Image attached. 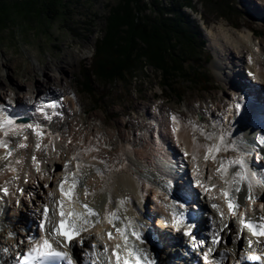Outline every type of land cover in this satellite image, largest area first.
<instances>
[{
  "label": "rangeland",
  "instance_id": "obj_1",
  "mask_svg": "<svg viewBox=\"0 0 264 264\" xmlns=\"http://www.w3.org/2000/svg\"><path fill=\"white\" fill-rule=\"evenodd\" d=\"M170 1L172 0H142L145 4L144 12L152 15L153 9L156 8L155 5L169 6V3H171ZM62 2L66 3L70 8V12H66V15L56 16L53 19H43L38 16H32L31 19L21 18L22 20L16 18L13 22L9 21L4 26H0V94L4 97L2 98L1 104H5L7 112L10 113L13 112V110L20 108L16 112L19 115L25 113V115L28 114L27 116L31 118L43 116L45 125L40 126L39 129L42 132H44V130L46 131V124L49 122L50 128L48 129L50 131L51 138H53L52 140L57 139V142L63 144V148H59L60 151H58L57 148L56 150L54 148L52 151H49L50 148L46 149L47 146H40L41 148H39V152L45 153L42 159L43 161L45 160L44 165L46 167H44V169L40 167L41 165H38L39 171H37V175L40 174L39 176H41L45 181L50 174L49 170H46V168L48 169L49 167V159H57L60 153L67 151V147L71 145L72 141L68 135H64V130L71 126H73V128L75 127V135L77 134L74 141L75 144L71 146L75 147L73 148L75 149L73 152L74 158L76 157V161L71 159L67 161L65 160V163H62L61 166H59L60 164L58 165V171L63 173V171L68 167L71 168L72 166H79L77 167V170L80 171L79 173L81 175V179L85 182L84 185L86 187H83L84 190L87 189L89 192L90 188L97 184L98 179L96 178V174L94 175L89 169V164L94 162L107 166L113 165L117 168L125 166L127 168L130 167V171L133 172H136L137 170L143 172V169H146L149 172L152 171L151 173L157 174L158 172H156L154 167L150 165V160L144 159L143 155L144 152L150 151L152 148L161 152L163 157L167 154L171 155L169 154L171 150L167 151V148H164V144H162V140H160L158 136L159 133L162 134L160 130L161 127L158 125V122L162 117L165 120L167 119L166 113H168V111L171 109H177L181 113H184L185 116L182 118L183 120L180 119V121L176 118L177 123H174L172 126L176 124V128H188L191 131L190 135L193 142L196 141L197 143H206L207 152H205V155L208 159H203L205 163L207 162L212 164V169L210 168L211 171L209 170L210 176L208 175L206 178L207 180L205 179L208 183H202V185L208 189V192H203L201 188H198L201 189L200 191L197 189L198 193L202 194L203 200L204 195H208L206 196L207 199L220 197L222 195L220 186L224 187L221 184L226 185L227 183H225V180L229 181V175L225 174L223 169L220 168L221 161L226 164L227 161L237 159L242 152V149L237 147V150L234 151L228 147L234 143H221L218 138L221 135H223L224 138L231 136L230 131L232 130L233 125L229 124L231 118L227 123L229 117L228 115H230V113L232 115L233 111L236 110V104L239 103L241 105L239 112L245 116V114L241 112V109H243L246 104L240 101V99L243 98L241 91L237 94L234 93V91H229V94L227 95L224 93L226 85L224 86L223 80L217 76L212 66L214 53L212 47L210 46V42L217 39L216 36L219 35L221 24L236 31V33H234L236 36H239V34L237 35L239 31L244 32L246 29L245 27H249L256 34H254V38L252 40L254 44L256 43V46H254L253 49L259 52L260 47L264 46V1L188 0L191 8L184 6L180 9V12L182 15L188 17V25L193 30H197L194 25H197L200 30L198 31V37L196 36V39L198 38V40H202V46H200V48L198 47V50L195 49V55L189 50L191 53L190 56H185L184 54H187V51H183V55L181 56L182 61L179 62L181 70H175L173 68V64H171V66L165 65V71H160L155 66L148 65V63L142 61V64L144 63L143 65L138 64L137 68L134 67L130 70L132 72L130 76H128L126 74L127 72L123 70V78H100L93 76L91 74L92 70L90 66L95 46L97 47L102 44V38L106 34L104 18L108 13L109 8L114 6L117 0H62ZM177 2L183 3L184 1L178 0ZM256 4L257 6L259 5L261 10H254ZM177 47L173 48L172 51L181 55V51H179L180 49ZM234 52L236 54L235 50ZM65 58H67V60H77L69 62L70 65L68 66V70H66L64 75H62L63 81H60L57 77L59 70L55 69L54 64H60ZM261 58H263V54ZM136 63H138V61ZM47 64H52L47 71H41V69L38 70L39 68L46 67ZM167 67H169V69ZM84 74H89L90 77L88 80H85ZM44 79H46L49 83L51 82V84L56 85L60 89V92L58 91L54 95V97H56L54 100L58 107L54 109L50 108L53 109L52 112L49 111L50 109L42 108L43 106L39 105L37 102L33 103L34 100L30 97L33 87L38 84V81L42 82ZM12 93L19 95L20 100H16L15 102L13 100L14 98L12 97ZM46 94L49 93H45L44 91L40 96L44 97ZM238 98H240L239 102L236 103L234 100L237 101ZM8 101H11V103H7ZM260 103H262V107L264 109V102ZM36 106L39 109H36ZM41 109H43V111H41ZM53 113L58 114L54 115ZM257 114L259 115L258 112ZM47 115L52 116L50 121L46 118ZM259 116H262V114ZM79 117H81L82 120H92L89 130L76 129L79 128L76 125H78L81 120H79ZM101 119L105 121V125L107 126H102L100 124ZM127 120L132 121V124H127ZM170 120L172 119L170 118ZM201 120L205 121L204 123L207 125L215 128L209 131L206 130L203 124L195 123L196 121ZM29 124L37 125L38 123L31 119ZM128 125H130V133L127 134L129 139L133 138L136 134H140V136L144 139L145 148L134 145L132 146L127 142L129 139L127 141L116 140L115 147L119 151V156H122V153L125 150L129 152L131 156L136 158V165H131V163L129 161L127 162V160L122 162L120 159L122 163H111L110 160L105 159V161H99L97 158L92 157V153L100 151V148L97 146L100 142L103 143L100 145L101 147L105 145L106 147L108 146V141L105 137H99V141H96L98 138L94 137L96 127L100 129L103 127L105 131L112 134L114 133L115 135L117 132L115 127L120 126L122 130H127ZM140 125H144L143 128L137 129ZM146 127H150V129L146 130ZM192 129L194 131H192ZM173 133L175 134V132ZM85 139L93 140L94 145L86 148L85 145H83ZM168 139L170 140L169 142H176L177 140L175 137L174 140L173 138ZM211 141L214 143L209 145ZM14 144H16L14 146L16 147L15 149H17L19 144ZM30 146L31 145L28 143L23 150L30 148ZM217 147H219V151L216 150ZM4 149L13 152V150L8 149V147H5ZM18 149H20V151L15 150L14 154L17 158L21 156L23 151L21 150V147ZM179 149L178 154L173 153L174 156H177L175 159L177 162H172L173 166L175 167L179 164V168H183L186 165L190 180L199 177V167L194 163H189L191 167H188L189 165H187L186 162H183V160H186L184 159L186 156L184 152L185 150H182V145ZM210 149L211 151H209ZM211 152H217V154H219V158L221 155V161L219 160V163H213L214 157L209 158ZM243 152L248 155V152ZM256 155L259 157L258 153H256ZM191 157L193 159L195 158V156ZM177 158H181L183 160H178ZM196 159L194 160L196 161ZM256 165L254 166L257 168H264V165H259L258 163H256ZM254 166L251 165V167ZM218 169H220V171H217ZM0 171L2 173L8 172L9 174L14 175V173L10 172V170L6 168L4 169L1 164ZM88 172L90 173L88 174ZM168 172L169 171H166V173ZM73 173L74 172H70L71 175H73ZM83 173L86 174L82 176ZM144 174L145 175H142L140 179L144 188H148V186L153 184V190L150 189V199L148 197L145 203L146 207L144 208V213L147 216V213L151 214L155 210H159V208H156L155 210L152 209L155 206L153 199L155 193L154 191H156V194L161 191V193H163V197H165L164 201H166L168 200V195L166 196L165 193L168 189L167 186L169 185L170 187L173 183L167 185V180L162 181L160 185H157L154 182L156 184L155 185L152 182L154 180H149L150 183H146L147 181L144 176H146L147 173ZM66 175L67 174H64V176ZM24 177L25 178L22 177L24 179L23 182L25 185H29V187L26 186L22 188L18 186L14 189L16 194L20 195L18 199L19 203L15 202L10 204L11 208L9 209L10 213H8V217L12 220L19 219V213L22 210L21 207H27V203L28 208L30 209L25 212L27 213L26 215L27 218H29V222L32 223L34 219L36 220L39 212L35 210L34 206H37L38 198L43 194L41 193L40 185H38L37 181L32 183V180L27 174H25ZM201 177L202 178L200 179L203 180V172L201 173ZM225 177H227V179ZM72 178L73 177L70 176L68 179L72 180ZM214 180L217 185L210 183ZM143 182L145 184H143ZM181 182H183V180L180 181V185H183ZM47 184L48 183H43L42 185L45 187ZM70 184L71 183L69 181L65 184V186H69ZM5 186L8 189L6 184L3 185L2 189ZM203 186L201 187L203 188ZM81 187L82 186H80V188ZM21 189H23V194H21ZM35 192H37V198L34 196ZM242 198H244V196H242ZM34 199H36L37 202H34ZM244 201L249 203L247 196L244 198ZM67 203L70 205L69 201ZM209 205V207L212 208L211 204ZM249 206L247 207L243 205L240 210V214L242 215L246 213L247 210H251L252 205ZM34 210L35 212H33ZM147 217L149 218L150 216ZM217 217L220 219L221 215L219 217L217 213ZM30 219H33V221H30ZM205 220H207V218ZM238 221V218L235 219L234 228L236 227ZM4 223L7 229L0 232V242L1 246L6 247V242L9 240L8 238H11L13 233L11 231L13 226L10 224V220L7 222L6 219V222ZM12 223L15 225L18 224L19 221L15 220ZM93 223H95L94 225L99 228V226H97L99 223H96V221ZM20 226L21 227H19L18 231L22 232V228L25 226ZM95 226L89 228L91 231V237H103L104 233L100 231V229L96 230ZM234 238L236 239V237ZM242 239L243 237H241V240ZM78 241L79 240L77 238L75 240V244L79 249L80 247L78 245Z\"/></svg>",
  "mask_w": 264,
  "mask_h": 264
},
{
  "label": "bare ground",
  "instance_id": "obj_2",
  "mask_svg": "<svg viewBox=\"0 0 264 264\" xmlns=\"http://www.w3.org/2000/svg\"><path fill=\"white\" fill-rule=\"evenodd\" d=\"M254 10H261V8L259 7V5L257 6L256 4V6L254 7ZM245 28L246 29L244 30V32L239 31L237 33V35L239 34V36H236L234 34L236 33V31L232 30L229 27H225L223 24H221L219 35L216 36L217 38L216 40H213L212 42H210V46L212 47L213 53H214V60L212 61L213 69L215 70L217 76L221 80H223L224 86L226 85L224 93H226L227 95L229 94V91H234V93L237 94L239 93V91H241L243 98L241 99L238 98L237 101L236 100L234 101L238 103L240 99V101L246 103L245 107H243L244 110L241 109V112H243L245 116H243L242 113L239 112L240 109L239 110L236 109L233 111L232 115L231 113L230 115H228L229 117H228L227 123L229 122L231 118L229 124L230 125L232 124L233 127H232V130L230 131L231 136H227L226 138H224V143H227V144L234 143L238 146V148L240 149L243 148V151L248 152V155H246V158L249 159V156L254 155L255 153H258L259 155L261 153V155L264 156V148H261L257 142L259 137L264 135V121L261 122L262 119L260 120L258 119L259 115L264 112L262 103H260V102H264V46L260 47L259 52L255 51L253 47L256 46V43L254 44L252 41L254 38L253 36L255 32L249 27H245ZM234 50L236 51V54ZM262 54H263V58H261ZM73 60L75 61L77 59L67 60V58H65L64 61H62L60 64H56V65L54 64L55 69L59 70L57 77L60 81H63L62 75H64V72L68 70V66L70 65L69 62ZM51 65L52 64H47L46 67L39 68L38 70L41 69V71H47L51 67ZM43 90L45 91V93L48 92L49 94H46L44 97H41L40 95L44 92ZM58 91L60 92V89L56 85L51 84V82L49 83L46 79H44L42 80V82L38 81V84L33 87L32 94L30 97L33 98L34 100L33 103H36V102L38 103L40 99H43V100H49L51 98L56 99L54 95ZM12 94H13L12 97L14 98L13 100L15 102L16 100H20L19 95H17L16 93H12ZM2 98L4 97L0 94V104L2 103ZM37 108L38 107L36 106V109ZM42 108L50 109L51 107H42ZM19 109H17V111ZM53 109H50L49 111L52 112ZM213 112H212V115H213ZM257 112L259 113V115L257 114ZM7 114L16 120L17 125L29 124L30 123L29 120L31 121V119H34V120L38 119L37 117L36 118L28 117L25 115V113H23L24 115L21 114V116H18V117L26 116L28 120L26 119L24 121H21V120H17L16 119L17 116L16 117L13 116V113L7 112ZM166 114H167V119L165 120L162 117L161 120L158 122V125L161 127L160 130L162 132V134L159 133L158 136L160 140H162V144H164V148L165 149L167 148V151L171 150L169 152V154L171 155L167 154L165 157H163L161 152L157 151L155 148L150 149V151L144 152V155H143L144 159L150 160L149 162L150 165H152V167H154V170H156V172L158 173L157 174L151 173L152 171L149 172L146 169H143V172L140 170L139 171L135 170L136 172H133V171H130L131 170L130 167L127 168L125 166V167L117 168L113 165L107 166V165H102L101 163L94 162V163L89 164L90 165L89 169L90 171L93 172L94 175L96 174V178L98 179L97 180L98 185L97 184L95 186L93 185L92 188L94 190L90 188L89 190L90 195L88 196H85L84 194L83 187H86V186L84 185L85 182L83 181V179H81V175L79 173L80 171L77 170L78 166L77 167L72 166L71 168L69 167L66 168L63 171V173L65 172L64 174H67L66 176H64L63 173H60L58 171L59 166H61L62 163H65V160L66 161L70 159L75 160L76 158V157L74 158V152H73L75 151V149H73L75 147H71L73 144H75L74 141L77 135V134L75 135V132H76L75 127L73 128V126L71 127L68 126L69 128L64 130L65 131L64 135L65 136L68 135L72 141L71 145L67 147V151L60 153L57 159L56 158L49 159V162H48L49 167L48 169L46 168V170H49L50 174L46 178L45 181L43 180L41 176H39L40 174L37 175L38 165H41L40 167L42 168L46 167L44 165L45 160L43 161L42 159L45 153L43 151H42L43 153L39 152L40 150L36 148V145L39 144L40 146H47L46 149L50 148L49 151H52L54 148L55 150L57 148V150L60 151L59 148L62 149L63 144L60 142H57V139L52 140L53 138H51L50 131L48 128L46 131L44 130V132H42L40 129H35V128H23V129H18L15 132L9 133L8 136H5L4 130L0 129V141L7 142L8 149L13 150V152H11L12 153L11 156H8L9 150H5L4 146H0V164L3 165L4 169L5 168L8 170L13 169L14 171L13 172L14 175L9 174L8 172L2 173L0 171V189H2L4 184H6L9 190L8 195L6 196L4 195L3 191H0V232L7 229L4 223L6 222V219H7V222L8 220H10L11 221L10 224L13 226V228H11L12 229L11 231L13 232L11 235V238H8L9 239L8 241L6 240L7 248L9 249V251L7 252V254H5V256L11 257L14 254V252H17L18 250L23 251L27 246V245H20L19 248L16 247L19 241L22 239H25V236L27 235V234L22 235V233L18 231L19 227H21L20 225H25L26 223L29 222V218H27V215H26L27 213L25 212L27 210L26 207H21L22 210L19 213L20 218L15 219L19 221L18 224L14 225V223L12 222H14L15 220H12L8 217V213H10L9 209L11 208L10 204H12L13 200L19 199V196H20L19 194H16V191H14V189H16L18 186L22 188L26 186L29 187V185H25L23 182L24 180L23 178H25L24 177L25 174H27L28 177L32 180V183L37 181L38 185H40V190L43 195L39 196L38 203L42 205L44 202H48L49 197H51L52 195V194L49 195L50 193H52L51 182H54L55 185L59 182V185H60L61 182L65 181V179L69 175V172H74L73 174H75V178L79 181L75 189V194L76 196H78L80 202L88 204L89 207H91L95 212L99 213V217H98L99 225H97L99 226V228L96 226L95 228L96 230L100 229V231L104 233L103 237L93 238V236L91 237V231L89 228L87 231L81 232L79 236L80 238L79 237L77 238L78 240L83 238L85 248H87L88 245H90L91 243H96L98 247L100 245H105V244L110 246L112 242L116 240L114 237L115 239L114 241H111V240L108 241L104 237L105 232L109 229L114 231V233H117L115 230L117 227V224H115L116 227L114 228L113 224L109 223L108 219L106 218L108 217V214L112 212H115L125 224H128L129 221L132 222V226L133 225L135 226V224L137 223L140 225L142 224V229L139 228L141 230V235L142 237H145L148 240L147 233L148 234L150 233H149V228L146 227V223L150 222L152 213L151 214L147 213V216H150L148 218L146 214L144 213V208L146 207L145 203L148 197L150 199V192H151L150 189L153 190V187H152L153 184L151 186H148V188L145 187L146 188L145 189L144 186L142 185V181H140L142 175H145L144 173H147L146 176H144V178L147 181L146 183H148L149 180H154L152 181L153 183L155 182L157 185H160L162 181L169 180V184L171 183L176 184L175 180L179 178V176H178V171H177L178 169H176V166L174 167L172 164V162H175V163L177 162V160H175L177 156H174L173 153L178 154V151L180 150L179 148L181 147V145H182V150H185L184 152L187 153V155H185L186 157L184 158L186 160H183L181 158L179 159L183 160V162H186V164L189 165L188 167H191L189 163H194L196 166L199 167V170H200L199 177L192 179L191 180L192 182L193 181L195 182L197 180H202L200 178H202L201 173L203 172L204 179L201 181V184L203 182L208 183L207 181H205V179L209 175V170L211 171L212 169L211 167L212 164L207 163V162L205 163L203 159L206 156L205 152H207V149H206L207 146L205 145L206 143L203 144L202 142L200 143H197L196 141L193 142V139H191V135H190L191 133L190 129L188 128L186 129L185 127L176 128V124L172 126L174 123H177V121L176 120L173 121L172 117H168V116H175L178 119V121H180V119L183 120L182 118L185 116L184 113H181L177 109H171ZM170 118L172 120H170ZM0 119H2V117H0ZM79 120H80L79 124L76 125L79 128H76V129H79V130H89L90 129V124L92 120L90 121L85 120V119L82 120L81 117H79ZM204 122L205 121L201 120V121H196L195 123L203 124L206 130H212L215 128V127H211L210 125H207ZM40 123H42V119H40ZM100 124L102 126L103 125L107 126L105 125V121H103L102 119L100 121ZM127 124H132V121L127 120ZM129 126L130 125H128L127 130H122L120 126L115 127L117 131L115 135L114 133L112 134L110 132L105 131L103 127L101 129L96 127V133L94 135V137L96 138L98 137L96 141L99 139V137H105V139H107L108 141L107 143L108 146L106 147L105 145L101 147L100 145L103 143L100 142L97 145L100 148V151L97 153H92V157L97 158L99 161H105V159L110 160L111 163H117V162L120 163L121 161L124 162V160H127V162L129 161L131 165H136L135 163L136 158L131 156V154L125 151L124 149H123L124 152L122 153V156H119L118 155L119 151L115 147L116 140L117 141H127L129 139V136H127V134L130 133ZM143 126L144 125H140L137 129H141L143 128ZM48 127L50 128L49 125ZM173 128L176 129L175 134L173 133L174 132ZM145 129L149 130L150 127H146ZM192 131L194 130L192 129ZM92 136H93V133H92ZM24 137H27V139H24ZM174 137L177 138L176 142L174 141L169 142L170 140L168 138L170 139L173 138L174 140ZM133 138L129 139L127 142L130 143L132 146L134 145V146H140L141 148H145L144 139L142 138V136H140V134L134 135ZM14 143L19 144L17 149H15L16 147L14 145L16 144ZM26 143L27 144L29 143L31 145L30 148L23 150V148L25 147H21V150H23L21 156H19V158L14 156L15 150L20 151V149H18L20 148V145L21 144L27 145ZM213 143L214 142L211 141L209 145ZM249 143H251V145L247 146ZM243 144H245V147L243 146ZM83 145H85L86 148H89L93 146L94 143H93V140L85 139ZM109 154L110 155L112 154L111 157ZM191 156H195L194 159L197 158L196 161ZM32 157H35L36 159L33 160ZM210 157L211 158L214 157L213 163L217 164L219 163V160L221 161V155L219 158V154H217V152L216 153L211 152L209 158ZM38 162H41V163H38ZM260 163H261L260 165H264V159L262 160L260 159ZM250 168L253 171L260 172V175H264V171H261L264 168H257L255 166L251 167V165H250ZM179 169L182 170V168H179ZM166 171H169V172L166 173ZM233 172H234V169L230 168L227 173L229 175L228 176L229 182L231 181L230 178H232ZM89 173L90 172H88V174ZM85 174L86 173H83L82 176ZM71 177H73V175H71ZM187 177L189 179L188 173H187ZM225 178L227 179V177ZM67 181L68 182L70 181L71 183L72 180H69L67 178ZM43 183H48L47 184L48 186L46 187L47 189L43 187L42 185ZM210 183L216 184L215 180L211 181ZM143 184L145 183L143 182ZM176 185L171 186L170 190H169V185L167 186L168 189L166 188L167 190L165 193L166 195H168V198H167L168 200L166 201H164L165 197H163V193H161V191L157 192V194H156V191H154L155 193H154L153 199L159 205V208L161 210L160 209L155 210L153 214L158 212V213H161V215L163 216H167L168 214L167 210L164 209L166 206H168L167 201H170L171 199L172 201H174L175 199L177 200L179 199V195L178 193L176 194L175 190L177 186L178 188H180V183H178L177 186ZM221 185L224 186V187H221L219 185L221 190H225V191L230 190V183H227L226 185L224 184H221ZM80 186L82 187L80 188ZM65 187H67V185ZM242 188L243 190L240 193H233L237 198V202L240 205L242 204L241 208L238 210V214H237L238 217L237 216L233 217L231 214L227 213L226 200L223 194L220 197H216L212 199L211 198L207 199L206 196L208 195L206 196L204 195L203 206H205L208 210V217H207V220L202 219L200 221L201 224L200 226H198V231H197L198 235H196L197 236L196 238L198 241L199 240L207 241L206 238L211 236L213 231L219 230L220 228L223 227L224 224H227L228 229H231V232L228 229H224V231L220 233V236L222 237V241H227V243L222 242L219 248L214 249V252L216 253L222 250L226 252L227 256L229 257V260L228 261L226 260V262L223 261V264H233V261L236 258L237 254L243 250L246 251L244 248H246L247 246V241H246V237L244 233L242 234L241 237H243L244 245L246 246L243 245V239L241 240V238L239 239L234 238V237H237L240 233V227L238 223L235 228H234V223H235V219L237 218L238 220L240 219V216H241L240 210L242 209V206L244 205L248 207L249 205H252L251 210L246 209L247 212L242 214L245 218L250 217L252 219H257L259 216H264V207H262V204H264V188L257 187L254 185L252 189V195L254 196L256 200L254 199V202L249 201V203L244 201V198L248 195V190H247L246 185L242 186ZM242 196H244V198H242ZM183 197L187 198L186 194H184ZM213 203H217L220 206V211L223 212V219L222 218L218 219L217 213H220V212L218 211L216 212V209L212 207ZM209 204H211L212 208L209 207L210 206ZM178 205L171 206L169 211L170 212L172 210L175 211ZM72 206H73L72 204L71 205L65 204L66 209H69ZM183 207H185V205H183ZM75 208L79 212L85 211L83 208L80 207L79 203L75 204ZM35 210L37 211L38 209L36 208ZM38 211L39 212H38V216L36 217V219L40 218V216L41 218H43L41 215L40 209ZM89 219L90 220L95 219L97 221V217H89ZM157 220L158 221H156L155 224L157 223L160 226H162L161 225L162 222L159 221V219ZM30 221H33V219H30ZM173 225L177 227L176 224H173ZM174 236H176V234H174ZM233 241H235V243H233ZM260 241L261 243L257 244L256 246L257 248L264 247V239ZM72 243H75V241H73ZM183 243L185 244V241ZM189 244L190 243H187L186 245L188 246ZM205 246L206 247L209 246L208 241L205 243ZM70 252L74 256L83 255V250L81 248L78 249L77 247L74 249L70 248ZM164 252L165 251L162 250L161 255Z\"/></svg>",
  "mask_w": 264,
  "mask_h": 264
},
{
  "label": "snow or ice",
  "instance_id": "obj_3",
  "mask_svg": "<svg viewBox=\"0 0 264 264\" xmlns=\"http://www.w3.org/2000/svg\"><path fill=\"white\" fill-rule=\"evenodd\" d=\"M7 103H11L8 101ZM47 107L56 108L57 104L55 102L46 105ZM241 105L236 104V109L239 110ZM43 111V109H41ZM58 114V113H53ZM0 129H3L5 132V136H8L9 133L15 132L18 129L23 128H35L39 129L40 125H17L16 120L7 114V108L5 104H0ZM46 118L51 119V116H47ZM173 121L176 120V117H172ZM175 132L176 129L173 128ZM39 134V133H38ZM27 139V137H24ZM221 143L224 142V136L221 135L219 138ZM258 144L261 148H264V135L260 136L258 139ZM0 146L7 147L8 144L5 141H0ZM26 145L21 144L20 147H25ZM37 149H39L40 145H36ZM230 147L232 150H237V145L231 144ZM219 151V147L216 148ZM211 151V149L209 150ZM11 151L8 152V156H11ZM187 155V153H185ZM35 160V157H32ZM207 160L208 157L205 156ZM264 159V156L261 157ZM67 166V165H66ZM79 167V166H78ZM220 168L223 169L225 174L228 173L229 169H234L232 174L231 181L225 180V183H230V190L225 191L222 190V194L225 197V200L228 204L229 212L233 217H236L238 214V210L241 208V205L237 202V198L233 193H240L243 188L242 186L247 187L248 195L247 199L251 202H254V196L252 195L253 186L264 188V175H260V172L253 171L250 168L248 160L246 158V154L241 152V155L234 160H230L225 164V162L221 161ZM39 171V168H37ZM217 171H220L218 169ZM261 171H264L262 169ZM73 179L69 187L65 188V184L68 183L67 178L59 185V190L61 192L62 197H67L69 203L73 206L69 208L68 211H65V201L63 199L57 201L59 205V216L60 219L58 222L54 221L49 216V207L47 204L43 206L42 209V219L38 224L39 232H45L46 235H28L25 239L19 241L16 246L19 248L20 245H27L23 251H18L16 256L13 258V264H78L77 257L64 250L65 247L76 248L77 245L72 243L76 240L77 237L80 236L81 232L87 231L88 227H94V223L89 217H97L96 223L99 222V213L95 212L88 204L82 203L79 201L78 196L75 194V189L78 184V180L75 178V174H73ZM197 186H203L201 181H196ZM47 187V185H45ZM214 187V185H213ZM3 191L4 195H8V189L5 187L0 189ZM21 194H23V189L20 190ZM207 192L208 189L205 188ZM85 196L90 195L87 189L84 190ZM51 195V193L49 194ZM19 203V201H17ZM79 203L80 207L83 208L84 212H79L75 208V204ZM183 207V205H181ZM212 207L220 212L221 218L223 219V212L220 211V208L217 204L213 203ZM264 207V204H262ZM55 216V210L52 213ZM108 222L113 224L115 227V220H119L120 217L115 213H109ZM173 220L177 226V230L179 231L181 227L185 228L184 235L189 236L193 241V248H200L205 243L204 240H197L196 236L193 234L194 223H190L185 225V215L184 213L173 212ZM240 233L237 236V239L241 238L244 229L246 228L251 234L257 237V244L261 243L260 238L264 237V216H259L256 220L248 217L245 218L243 215L240 216ZM47 225V227H46ZM132 228V222L129 221L124 227H116V232L119 233L120 237L124 241V249L126 250V254H121L119 251L121 249V245L117 244L111 251V255H109L108 245H103L102 248H99L96 243H91L85 248L83 238L79 239L78 245L83 250V255L86 257L84 264H156L154 259L149 258V254L136 245L132 244L129 240V229ZM224 229H228V225L224 224L222 228L219 230L213 231L211 234V245L213 247H209L206 251L203 252V260L204 264H213V260H210V254L213 253L214 248H219L221 243H227V241H222V237L220 233L224 231ZM231 232V229H228ZM132 237H135L137 241L144 243L142 239V235L140 231L132 230L130 232ZM63 238L64 243L60 241V238ZM108 238L113 239V234L111 232L108 233ZM51 241H55L58 247H54ZM235 243V241H233ZM252 241H248L249 250L241 251L237 254L236 258L233 261V264H264V247L252 249ZM0 251L7 253L9 249L7 247L0 249ZM96 257V258H94ZM112 257H115L113 261ZM216 264H223V261L227 259V254L224 252H220L217 254V257H214ZM3 264V262H0Z\"/></svg>",
  "mask_w": 264,
  "mask_h": 264
},
{
  "label": "trees",
  "instance_id": "obj_4",
  "mask_svg": "<svg viewBox=\"0 0 264 264\" xmlns=\"http://www.w3.org/2000/svg\"><path fill=\"white\" fill-rule=\"evenodd\" d=\"M177 1H170L169 6L155 5L150 15L144 12L142 0H117L104 18L106 34L102 44L95 46L90 61L91 74L100 78H123V70L130 76V70L142 61L160 71L171 64L175 70H181L179 62L183 51H187L185 56H190L189 50L195 55L202 40L196 39L200 31L197 25H194L197 30H193L188 25V17L180 12L184 6L191 8L188 0ZM66 12H70V8L62 0H0V26L16 18L53 19ZM175 47L180 49L181 55L172 51ZM84 77L88 80L90 76L84 74Z\"/></svg>",
  "mask_w": 264,
  "mask_h": 264
}]
</instances>
